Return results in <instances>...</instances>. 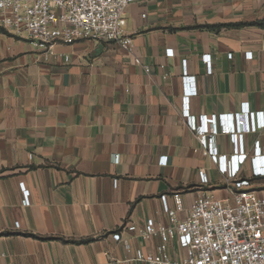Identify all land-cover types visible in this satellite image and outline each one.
<instances>
[{
	"label": "crops",
	"instance_id": "crops-1",
	"mask_svg": "<svg viewBox=\"0 0 264 264\" xmlns=\"http://www.w3.org/2000/svg\"><path fill=\"white\" fill-rule=\"evenodd\" d=\"M125 16L131 51L81 39L48 59L26 31L0 27V264H154L161 238L128 226L168 223L175 191L179 219L201 193L230 200L219 156L230 168L237 145V179L264 198V176H252L264 127L238 142L219 132L215 160L189 122L264 116V0H137ZM184 68L198 90L187 111ZM167 251L187 253L176 237Z\"/></svg>",
	"mask_w": 264,
	"mask_h": 264
},
{
	"label": "built area",
	"instance_id": "built-area-1",
	"mask_svg": "<svg viewBox=\"0 0 264 264\" xmlns=\"http://www.w3.org/2000/svg\"><path fill=\"white\" fill-rule=\"evenodd\" d=\"M135 1L137 0H0V27L26 31L32 43L44 50L47 59L54 53L56 44H72L81 39L113 42L131 51L133 38L125 31V10ZM167 54L171 55L172 51L169 50ZM204 60L210 68L211 56H204ZM135 62L141 64L142 60L137 57ZM145 70L149 72L150 68L145 65ZM182 80L187 111L189 96L197 94L198 90L195 76L187 74L186 68L183 70ZM189 122L198 131L203 147L208 149L212 158L218 160V150L213 146V139L219 132L232 134L233 139L238 142L244 133L263 128L264 116L259 114L256 119L253 113V121L243 116L239 118L238 126L230 120L228 123L223 122L220 128L214 116L211 120L214 126L210 129L206 127L205 120L200 126H197L192 117ZM256 145L259 153L260 142L257 141ZM236 151L230 168L227 157L219 156L221 169L229 173L234 187L230 200L201 193L195 198L189 215L179 219L184 203L182 193L175 191L171 195L173 207L169 205L168 197H163L168 223L156 224L153 219H148L141 228L128 226L144 237L157 235L161 238L157 253L147 255V261L154 264H264V198L250 187V179H237L247 154L243 152V144L242 147L237 145ZM117 159L118 156L115 157ZM200 176L202 182L208 181L204 172L201 171ZM252 176H264V156L255 158ZM22 193L24 204L29 205V190L22 187ZM114 237L122 240L119 233ZM175 237L187 252L180 261L172 260L167 251V243Z\"/></svg>",
	"mask_w": 264,
	"mask_h": 264
}]
</instances>
